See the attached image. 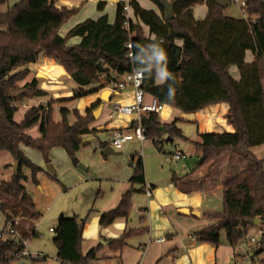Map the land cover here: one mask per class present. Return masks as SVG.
I'll list each match as a JSON object with an SVG mask.
<instances>
[{
    "label": "trees",
    "instance_id": "trees-1",
    "mask_svg": "<svg viewBox=\"0 0 264 264\" xmlns=\"http://www.w3.org/2000/svg\"><path fill=\"white\" fill-rule=\"evenodd\" d=\"M6 1L0 0V8ZM149 1L157 7L159 15L129 0L134 22L128 21L127 28L123 5L119 3L111 24L105 15L88 19L63 37L58 31L78 8H57L56 0H19L0 11V27L4 28L0 30V152L8 153L17 162L10 179L0 181V213L4 225L18 218L29 222L40 217L23 184L30 180L37 185L35 177L42 170L20 147L38 152L45 166L50 164L53 148H62L71 163L77 164L76 153L83 146L82 140L97 132L89 126L94 122L92 110L100 102L82 114L73 111L72 124L67 122L65 109L60 110L62 121L54 123L49 105L29 111L21 126L12 122L13 113L25 98L42 95L35 89V80H26L27 66L36 63L42 55L56 62L74 84L85 89L78 97L92 93L88 89L93 83L99 84L96 90H102L115 85L119 76L139 71L142 91L162 106L194 114L210 105L225 104L224 119L233 131L200 134L199 143L189 142L175 121L160 124L156 113H146L140 123L146 140L158 151L166 138H179L200 153V161L186 177L198 175L202 182H209L225 159L232 169L221 183V212L204 213L213 223L194 231L191 239L217 246L222 231L226 243L235 247L248 236L249 229L257 228L260 237L254 251H264V160L250 152L264 145V37L257 40L250 35L255 26L264 31V0H240L244 3L241 11L245 19L224 16L218 0H170L173 18L168 21L164 20L160 0ZM199 5H205L206 15L197 21L193 8ZM97 9L102 11L103 4L98 3ZM71 38H79V42L67 46ZM176 42H181V46ZM127 44L130 49L126 48ZM246 53L252 55L250 61L245 60ZM159 64H163L164 82L156 86ZM232 67L236 68L237 80L230 75ZM102 75L104 83H99ZM28 92L32 95H27ZM38 113L43 115L42 138L32 140L24 131L35 122L31 119ZM130 166L131 189L115 208L100 215L101 228L110 226L117 218L127 219L132 194L143 192L142 161L131 157ZM24 170L29 171V176ZM46 175L55 180L52 173ZM254 219L259 221L257 226L251 224ZM140 222L143 223V218ZM83 225L84 220L78 222L76 217L57 220L52 231L59 264H91L96 260L101 245L85 254L81 251ZM13 227L23 240L38 236L31 223L25 230L19 222ZM146 232L143 227L127 230L120 237L108 240V249L120 251L129 238ZM20 248V244L0 237V262L13 264L19 259Z\"/></svg>",
    "mask_w": 264,
    "mask_h": 264
},
{
    "label": "crops",
    "instance_id": "crops-1",
    "mask_svg": "<svg viewBox=\"0 0 264 264\" xmlns=\"http://www.w3.org/2000/svg\"><path fill=\"white\" fill-rule=\"evenodd\" d=\"M18 1L19 0H17V2ZM124 1L125 0H56L55 6L57 8H65L67 10L78 8L77 13L68 19V21L60 28L58 34L63 37L75 25L88 19L96 20L104 15L107 17L108 23L111 24L115 17L116 6ZM135 1L142 9L152 10L159 15L157 7L148 0ZM166 1L169 2L170 0ZM226 1L228 5L222 10L224 16L226 11L230 8V0ZM98 3L103 4L102 11H98ZM12 5L5 3L3 11ZM205 15V5H199L193 8V17L195 20H202ZM241 19H245L243 13ZM253 19H255V17H253ZM128 20L134 22L130 11L128 13ZM143 30L146 32L145 27H143ZM78 42L79 38H71L68 41L69 45H76ZM176 45L181 46V42H176ZM251 59L252 55L246 53L245 60L250 61ZM36 63L33 65L30 64L27 67L30 69L31 66H36ZM61 74L63 76V73ZM62 76L58 78L52 77V80L51 78L47 79L46 77H42L38 86L36 83V89L38 88L37 90L42 92L44 94L43 97L45 96L44 98L47 100L43 101V99H39L38 101H35L33 98H29L28 101H23L17 106V110L13 113L12 122L20 126L24 124L28 112L33 110L39 102L48 104V102L51 101L52 104H50V108L52 110V121L54 123H60L62 121L60 114L61 109H65L68 113L77 111L82 114L86 109H89L97 102H100L99 95L101 91L92 92V95L88 98L87 102L78 109L76 100L81 99L86 95L80 97L76 95H81L84 92L78 91H84L85 89H80L68 77ZM163 82V64H159L156 70L155 85L159 86ZM110 89L111 88L108 86L104 90L111 91ZM88 90L93 91L95 88H89ZM111 92H113V96L109 102H100V104L92 110L93 112L101 106L98 117L94 118V122L89 126L90 128L96 129L97 132L95 136H92L94 138L90 142L84 144L77 151V164L71 163L62 148H53L51 150L52 157L50 158V165L53 171L52 176L57 183L56 184L52 181V217H56L55 226L57 220L61 217H76L78 222L84 220L82 231L83 242L81 246L82 253H87L97 245L103 247V250L97 255L94 263L130 264V261L125 258L127 251H116L111 253L106 247L107 241L120 237L128 229L143 227L147 229V232L129 238L125 245L128 247L127 249L134 250L133 253L136 264H156L161 258H164V264H254V257L259 256L264 252L261 249H257L256 252L254 251L258 239L254 244H251L249 241L251 238H256L258 231L257 228H252L248 236L235 247L228 245L223 237H220V244L217 246L206 243H195L191 239V235L194 231L207 227L213 223L211 218L204 216V213L210 212L213 209L216 210V208H218L217 205H220L219 199L222 194L221 183L227 173L232 172V169L229 168L227 160L225 159L221 162L218 171L209 182H202L198 175L186 177V175H188V173L200 161V153L197 152L190 143L179 138L169 139L168 142L172 147L176 146L181 151L182 158L180 160L186 161L189 158H195V163L192 166L187 165L185 172H183L181 176H176L175 173L170 171V175L168 176V186L164 188L163 192L161 189L156 188L154 182L148 177L147 165L146 162L145 164L143 163L142 156L135 155L138 147L135 143L136 140H128V143L121 147V149H124L123 153L125 154V157L129 156V160L131 157H134V159L140 158L142 161L144 186L151 190L152 196L150 198L145 197V203L142 205H136L133 203L127 219L117 218L106 228H101L98 225L100 215L115 208L121 197L131 189L128 180L132 171L125 165L123 160L121 163L114 159L121 149L118 151L114 150L108 141V136L110 132L114 130H120L130 134L131 128L134 126L135 117L118 115L111 116L110 107L114 102L119 104H130L132 102V90L127 87L124 90ZM144 98L147 102L151 99L149 95H145ZM164 108H167V106H163V109ZM171 109L172 108H170V111L167 114H158L159 123L169 124L175 121L176 127L189 142L199 143V135L203 133H231L233 131L232 127L228 125L224 119L227 110L225 104L210 105L194 114H183V116L177 115L176 112L179 111ZM31 120H34L35 122L30 127L26 128L24 132L30 139L39 140L42 138V113L33 115ZM68 120L70 122L69 124H72L75 119L70 115ZM184 127H194L195 131L184 134ZM179 144H182L183 148H181ZM139 147L145 150L147 148L148 150L153 148L157 153L161 152V148L158 151L149 140L139 143ZM255 148H252L251 150ZM20 149L30 161H33H31L32 163L41 168L42 172L36 175L38 178L35 177L37 185L33 184L35 187L30 188L36 190V187H39L40 194H43L49 184L46 177V173L49 172L45 170V165L39 157H35V159L30 158L32 155L30 149L23 146H21ZM171 154L172 152H169L166 157L169 156L171 159ZM148 155L149 154L147 153L143 154L145 161ZM12 162L13 160L11 157H8L4 152H0V164L4 169V172L0 173L1 181H8L12 176L14 169H9ZM24 173L26 176H29V171L24 170ZM184 176L185 178H183ZM28 183L32 185L30 180L26 181L23 185L27 193L31 195L28 191ZM140 194L142 195V193ZM46 195H49V193L46 192ZM68 198L70 202H66V199ZM57 200L63 201L58 205H55L54 203ZM32 202L36 209L34 200H32ZM163 208H167L169 214L175 209L178 214V217H175V221L183 226L182 229H180V232H183L181 233L182 235L174 230L171 224L174 219H164L165 221L161 222L160 226L153 222V218L154 221L158 220V212L160 214L164 213L165 215ZM140 210H143V212L140 213ZM38 213L41 217L42 211H39ZM193 213H198V216ZM133 217L135 222H132ZM140 218H143V223L140 222ZM38 219L32 221L34 232L37 234L38 232L34 224ZM3 225L4 221L0 229ZM49 229L53 230L54 228ZM168 238L171 239L169 243L165 242V239ZM158 239H162V241L158 242ZM241 243H243V245H241ZM152 245L156 246L154 249L149 250V246ZM133 247L136 249L142 247L145 250H142L140 253L138 249L135 250ZM32 253L43 254L39 251ZM54 262L59 264L56 261V258ZM259 262V264H263L264 260L261 259Z\"/></svg>",
    "mask_w": 264,
    "mask_h": 264
},
{
    "label": "rangeland",
    "instance_id": "rangeland-1",
    "mask_svg": "<svg viewBox=\"0 0 264 264\" xmlns=\"http://www.w3.org/2000/svg\"><path fill=\"white\" fill-rule=\"evenodd\" d=\"M15 2H17V0H7L6 3L8 5H12ZM3 8H4V5L2 6V8L0 10L1 12H3ZM225 16L226 17H231V18H236V19H241L242 18L240 0H235V2H234V0H230V8L226 11ZM3 29H4L3 27H0V30H3ZM67 46H72V45H69V43L67 42ZM36 64H37L36 66H33V67L31 66L30 69L28 68L29 69V75H28V78L26 80L28 82H31V81L35 80L36 83H37V86L41 82L42 77H46L47 79L51 78V80H52V77H55V78L61 77L62 76L61 73H63V76L67 77L64 74L63 70L61 69V67L56 62L47 60L42 55H40L38 57V60H37ZM46 64H48V65H46ZM42 65H46V66H42ZM110 75H113V74L110 73ZM230 75L234 79H236V80L238 79V74H237L236 68L232 67L230 69ZM99 79H100L99 83H102V82L104 83L103 75L100 76ZM50 82H52V81H50ZM19 85L20 86L23 85V82L20 83ZM98 86H99L98 83H93L91 85V87H89V88H95V90H93V92H98V91L104 90V89L96 90L97 89L96 87H98ZM37 89H36V91H38ZM263 90H264V86H263ZM82 92H84V91H82ZM40 93L42 95L33 96L34 97L33 99L35 101L36 100L38 101L39 99H43V101L44 100L46 101L47 99L44 98L45 96L43 97L44 94L42 92H40ZM30 94H31V92L27 93V95H30ZM91 95H92V93H88V94H86V96L82 97L81 99L76 100L77 108L80 109L81 106H83V104L87 102L88 98L91 97ZM28 99L29 98H25L24 101H28ZM39 103L36 104L34 109H39V107L40 108L41 107H46L47 105L50 106V104H52L51 101L48 102V104L44 103V102H39ZM106 109H107V107H106ZM169 111H170V108L167 107V108H164L163 111H161L159 114L164 115V114H167ZM176 113L179 116L180 115L183 116V113H181V112H176ZM70 115L73 116V113L69 112L67 114L66 119H67L68 123H70L69 120H68V117ZM191 131L192 132L195 131V128L194 127H184V130H183L184 134H188V132H191ZM169 139H177V138H166V141L161 146V152H159V153H157V151L155 149H153V148L149 149V150H148V148L146 150L142 149V148L139 147V142L132 141V142H135L138 145L135 155L136 156H138V155L142 156L143 163L145 164V162H146V165H147L148 177L154 182V184L156 185V188L161 189L162 192L164 191V188L168 186V182H169V177L168 176L170 175L169 174L170 171L175 173L176 176H181V174L183 172H185V169H186L187 165L188 166H192L195 163V158H189L186 161H182V160L173 161V160L170 159L169 156L166 157V155L169 152H173L172 150H174L173 149L174 147H172V145L168 142ZM126 143H128V142L123 143L122 146H124ZM179 145H180L181 148H183L182 144H179ZM30 151L32 153V155L30 157L31 159H35V157L36 158L39 157V159L42 161L41 155L38 152H36V151H34L32 149H30ZM123 152H124V149L122 148L121 151L118 152V155L114 157V159L116 161L121 162V163H122V160H123L125 162V165L132 171V166H130L129 156L125 157V154ZM4 153L8 157H10L8 153H6V152H4ZM144 153L149 154L146 157V161L144 160V156H143ZM251 153L257 159L264 160V145H261V147H256L255 149L251 150ZM51 157H52V155H50V158ZM13 167H14V162H12L10 164L9 169L12 170ZM2 169L3 168L1 167V164H0V173L4 172V169L3 170ZM263 170H264V164H263ZM46 177H47V179L49 181V184H48L47 189L45 190V192L43 194H40L39 187H36V190H35L33 188H30V187H35V186L33 184L31 185L30 183H28V185H29L28 191L31 194L30 196H31L32 200H34L35 207H36L35 210H37L38 212L42 211V213H41L42 216L34 224L35 228H36V230L38 232V236L35 237V238H31L29 240L28 250L30 252H37V251L42 252L43 255H45L47 257L46 258L47 261H46L45 264H56V262H54L55 261V256H54L55 255V246L53 244L54 233L49 231V228H54L55 221H56V217H52V181L55 182V183H56V181L53 178L52 179L49 178L47 175H46ZM36 178H38V176ZM46 192L49 193V195H46ZM62 201L63 200H57V201H55L54 204L58 205ZM66 202H70L69 198L66 199ZM133 203H135L136 205H142V204L145 203V195L143 194V192H142V195L140 193H133L132 194L131 200H130L131 207H132ZM219 204L220 205H217L218 208H216V210L213 209L209 213H214V212L215 213H219V212H221V210H222V194H221V197L219 199ZM167 210H168L167 208H163V211L165 212V215H164V213L160 214L158 212L157 213V217H159V218H158L157 221H154V218H153V222L155 224H157L158 226H160L161 222L165 221L164 219H166V220L167 219H171V220L174 219V221L171 222V224H172L174 230L178 234L182 235L181 233H183V232H180V229H182L183 226L175 221V217H178L177 212L175 211V209H173V211L169 214ZM217 210H220V211H217ZM202 218H203V216H202ZM3 221H4V217L0 213V227L3 224ZM18 222L20 223V226H21L22 230H25L27 228V226L29 225V223H31V224L33 223L32 221L27 222V221H24V220H22L20 218H18ZM132 222H135L134 217L132 218ZM250 231H251V229H249L248 234H249ZM220 237L224 238V234H223L222 231L220 232ZM165 240H166L165 242H168V243L171 241L170 238L165 239ZM155 246L156 245L149 246L148 249L152 250V249L155 248ZM106 247L108 249V246H106ZM135 247H133V248L135 250H137L138 248L136 249ZM127 248H128L127 246H124L120 251H127V254H125V258L128 261H130L129 262L130 264H136V261L134 259V253H133L134 250L133 249H127ZM102 250H103V247L101 246L100 249L98 250L97 254H96V257L100 253V251H102ZM138 250L141 253V251L145 250V249L140 247ZM108 251L113 253L109 249H108ZM261 259L264 260V252L261 255L254 257V264H259L260 263L259 261ZM94 261L92 262L93 264H104L103 262L94 263ZM112 261H114V260H112ZM164 261H165L164 258H161L156 264H164ZM113 263H115V262H113ZM167 263H168V259H167Z\"/></svg>",
    "mask_w": 264,
    "mask_h": 264
},
{
    "label": "built area",
    "instance_id": "built-area-1",
    "mask_svg": "<svg viewBox=\"0 0 264 264\" xmlns=\"http://www.w3.org/2000/svg\"><path fill=\"white\" fill-rule=\"evenodd\" d=\"M128 1L125 0L121 3L122 9L125 13V28L128 26V13L130 11L128 6ZM235 2V0H234ZM241 8L244 7V3L240 1ZM250 35L254 39H259L264 37V31L259 27L255 26L250 30ZM126 48L130 49V44L126 45ZM129 57L131 54L128 55ZM142 74L139 71H133L132 73L119 76L117 83L110 86L111 91H120L129 87L132 90V102L130 104H119L112 103L110 110L111 116H134L135 122L134 126L131 128L130 134L125 133L120 130L111 131L108 136V141L110 142L111 147L118 151L121 149L123 143L128 140L135 139L137 142L142 143L146 140L143 129L141 127L140 119L146 113H156L157 115L162 111L163 106L156 102L152 97L149 102L145 101V94L141 89ZM114 89V90H113ZM182 158L181 151L175 146L171 154V159L178 161ZM143 194L146 198L152 196V192L148 187L143 188ZM18 223V219H14L12 222L3 225L0 229V237L2 239L8 238L15 243L20 244L21 248L18 251L19 259L16 260L13 264H45L47 257L41 253H32L28 250L29 240L21 239L20 234L15 230L13 226ZM52 232V229H49ZM260 237V231H257L256 238H251L249 241L251 244H254L257 239ZM162 239H158V242H161ZM152 243V242H150ZM243 245V243H241ZM0 264H2L0 262Z\"/></svg>",
    "mask_w": 264,
    "mask_h": 264
},
{
    "label": "water",
    "instance_id": "water-1",
    "mask_svg": "<svg viewBox=\"0 0 264 264\" xmlns=\"http://www.w3.org/2000/svg\"><path fill=\"white\" fill-rule=\"evenodd\" d=\"M160 3H161V5H162V7L164 9V20H166V21L171 20L173 18V10H172L173 4L168 2V1H166V0H160ZM218 5L222 9H224L228 5V3H227L226 0H218ZM112 96H113V92H111L109 90H103V91H101V93L99 95V101L107 103V102L110 101ZM100 110H101V106H99L95 111L92 112V115H93L94 118L98 117V114L100 113ZM93 138L94 137H92V136H88V137L84 138L82 140V145L90 142ZM16 168H17V162H14V167H13L14 171L16 170ZM45 170L47 172H49V173H53L50 164L45 166ZM193 214L198 216V213H193ZM258 222H259L258 219H254L251 222V224L257 226Z\"/></svg>",
    "mask_w": 264,
    "mask_h": 264
},
{
    "label": "clouds",
    "instance_id": "clouds-1",
    "mask_svg": "<svg viewBox=\"0 0 264 264\" xmlns=\"http://www.w3.org/2000/svg\"><path fill=\"white\" fill-rule=\"evenodd\" d=\"M161 58H163V56L161 55Z\"/></svg>",
    "mask_w": 264,
    "mask_h": 264
}]
</instances>
